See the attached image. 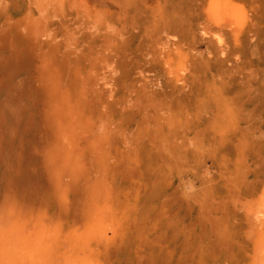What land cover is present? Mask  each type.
Instances as JSON below:
<instances>
[{
  "label": "rangeland",
  "instance_id": "374dc122",
  "mask_svg": "<svg viewBox=\"0 0 264 264\" xmlns=\"http://www.w3.org/2000/svg\"><path fill=\"white\" fill-rule=\"evenodd\" d=\"M53 1L0 0V232L15 264H264V68L248 46L264 49V0L153 16L86 2L52 15ZM66 103L83 125L62 124Z\"/></svg>",
  "mask_w": 264,
  "mask_h": 264
},
{
  "label": "bare ground",
  "instance_id": "6f19581e",
  "mask_svg": "<svg viewBox=\"0 0 264 264\" xmlns=\"http://www.w3.org/2000/svg\"><path fill=\"white\" fill-rule=\"evenodd\" d=\"M69 1H73L74 3H77V5H72V3ZM148 0H146L145 2L142 0L140 4L144 3L146 4ZM150 1V0H149ZM155 2V6H140L138 5L139 0H54L52 2V4L49 7H45L44 10L47 13H50L52 15H58V13H71L72 10H68L64 7H73V8H77L78 7V3H82V2H86L88 4V6H85L84 3H82L84 5V7L86 9H84V13H88L90 14V12H94L96 14L102 13L103 11L106 12H110L111 8H113L114 10L112 11L113 13H118L119 15L123 16L125 15V13H128V15L131 14H135V15H148V16H153V15H166L169 12H172L170 8L167 7V4L169 3H176L177 0H164V2L166 3L165 5L160 4L161 0H152ZM186 3L188 4L189 7H194L193 5V0H186ZM109 10V11H107ZM176 10L173 9V12H175ZM117 15V14H116ZM263 30H264V18H263ZM260 36H262V33H259ZM213 39L215 41V43L219 46H221L224 42L223 36L221 35L220 32H214L213 33ZM213 40H209L208 43L211 44V47L214 49V53H217V48L215 47ZM249 47H253L251 50L252 52H255V50L258 52L259 54V60L261 62V65L264 68V49L261 51V49L259 47L256 48L255 44L251 45L250 42L248 43ZM222 54V53H221ZM216 60L218 63H221V57H219L218 55L215 56ZM257 82H259V86L262 88V90H259L258 93H261L262 91H264V75L262 78H260ZM259 94H257L258 96ZM85 102V100L82 102V104ZM81 104V106H82ZM11 105V100L10 101H6L4 104H2L1 108H0V140L7 137L8 135L6 134V130L7 128L11 127V121H6L5 118L8 117V110ZM66 106H68L69 111L68 114H62V124H66L70 117L71 119L73 118L76 122V125H81L82 124V120L85 118L84 113L81 111V107L79 108L78 104L75 103H66ZM256 108H260V104L257 103ZM261 108L264 110V103L262 104ZM71 113V115H70ZM12 127H19V123L12 121ZM83 125V124H82ZM22 127V126H21ZM20 127V128H21ZM23 132L21 133V136H25L27 135L28 132L34 131L33 129L30 128V126H25L22 127L21 129ZM263 154H264V150H263ZM72 178V177H71ZM245 179V183L242 184L241 186V202L242 204H244V202L242 201V195L244 196V198L246 199L249 191L247 188V180L244 176ZM249 183L252 182L254 180V178L249 175L247 177ZM60 187L61 183L59 182V180L56 181ZM5 203L7 202L6 200L4 201ZM244 210V209H243ZM246 210V208H245ZM244 210V211H245ZM246 213L248 215H250L249 211L247 210ZM3 236V234L0 232V264H15V260H16V252H15V248H11V238ZM8 248H7V247ZM10 248V249H9ZM11 250V251H10ZM37 258L40 259L42 258L41 256L37 255ZM11 259H14L13 261H11ZM67 264H82L80 258L73 254V258H69Z\"/></svg>",
  "mask_w": 264,
  "mask_h": 264
}]
</instances>
